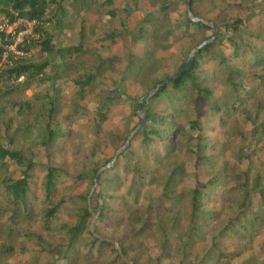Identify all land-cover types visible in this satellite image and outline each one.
<instances>
[{
  "label": "trees",
  "instance_id": "trees-1",
  "mask_svg": "<svg viewBox=\"0 0 264 264\" xmlns=\"http://www.w3.org/2000/svg\"><path fill=\"white\" fill-rule=\"evenodd\" d=\"M147 1L131 34L124 1L0 0V23L35 21L17 43L0 31V264H264V0ZM96 10L107 54L87 40ZM214 32L187 71L151 81L112 162L104 124L133 98L106 74L135 78L156 47L201 36L186 59Z\"/></svg>",
  "mask_w": 264,
  "mask_h": 264
},
{
  "label": "rangeland",
  "instance_id": "rangeland-1",
  "mask_svg": "<svg viewBox=\"0 0 264 264\" xmlns=\"http://www.w3.org/2000/svg\"><path fill=\"white\" fill-rule=\"evenodd\" d=\"M124 1L125 10H129L130 16L125 19L126 28H128L129 32L131 34H134V30L137 26L138 21L142 18L143 14L146 13L149 10H155L151 7L149 2L147 0H140L141 3L139 6H137L134 10H130L129 8L137 2V0H113V2L109 5V7H118L121 5V3ZM128 3V4H127ZM123 5V4H122ZM108 7V8H109ZM184 10V7L182 4H178L176 7V11L172 13V21L175 20L177 17L176 15L178 13H181ZM115 16L111 19V24L118 30L121 29L122 25L120 24V21L122 20V17L119 15L120 11L117 9L115 10ZM101 13L97 12H91L89 15H87L84 18V26L87 29V40L92 43L94 48L98 49V52L100 53H106L107 54V42L105 43L102 39L104 38V28L100 26L101 22L98 19ZM76 26L75 30H79L80 25V16L76 17ZM174 23V22H173ZM159 24V21H157L154 24V27ZM177 24V23H176ZM21 25V24H20ZM19 25V26H20ZM16 26L11 25L6 28V33L11 34L14 37H10V40H13L14 42H20L21 41V35H17V31L15 30ZM21 28L23 26L21 25ZM210 32L207 31L205 36H209ZM131 37V35H129ZM123 36H120L117 43L110 48V52H117L118 57L115 58V66L119 70H123L126 65V58L125 53L123 52L125 48H122L121 40L123 39ZM18 38H20L18 40ZM204 38V37H203ZM77 41V39H75ZM200 40H202L201 36H197L194 38V42L192 43L187 37L175 40V41H169L167 45L164 46H158L155 48V53L152 55L149 59V62L146 63V65L142 68V70L138 73V75L135 78L127 79V80H119L121 75L120 74H110L107 73L105 79L107 82H116L119 83L120 88L124 92L123 98H125L127 95L133 98V104L131 103H122L117 105L116 107L112 108L111 113L108 117L107 122L104 124L105 130L109 133V140L108 144L109 146L106 147L105 153L107 155H112L115 152V155L117 157V153H119L120 148L116 150V148L119 146L120 141L117 140V136L122 135L127 129H130L132 126H134L137 121L138 117H140L144 109H141L139 107V110L137 111V116H131L128 120H126V117L131 114V110L136 103V100L142 99L144 96H146L148 93H150V84L151 81L155 79H161L163 77L173 76L178 71L180 65L185 61V58L181 55V49H184L188 46H192L194 44H197ZM131 51L135 54H139V51L143 50V47L140 43H132L131 44ZM216 50L222 51L224 53H228L229 49L224 47H217ZM123 52V53H122ZM83 53L79 55H75L74 58L77 60H83ZM205 66L209 70H213L215 67V63L213 61H207L205 63ZM100 72L105 73L103 69H100ZM211 78L208 80V83H210L213 79V76H210ZM34 88L32 90H28V94H31L33 92ZM40 90L39 88L35 89L34 91ZM93 94H90L87 96L88 99H91L93 97ZM210 136H212L210 134ZM103 146V145H102ZM101 146V149H102ZM40 160L42 159V151H37ZM116 160V158H115ZM114 160V162H115ZM193 179L186 178L181 187L183 188L185 185H192ZM264 234H262L259 238L260 241H263ZM149 245L155 249L153 246V241H148ZM26 257H20L18 255L13 256L9 261L8 264H25ZM56 264H64L63 262H58Z\"/></svg>",
  "mask_w": 264,
  "mask_h": 264
},
{
  "label": "water",
  "instance_id": "water-1",
  "mask_svg": "<svg viewBox=\"0 0 264 264\" xmlns=\"http://www.w3.org/2000/svg\"><path fill=\"white\" fill-rule=\"evenodd\" d=\"M189 12V10H188ZM190 14V12H189ZM192 20L196 21L197 19L192 17ZM213 28L214 25H213ZM215 35V32L213 33V36L210 38V39H207L203 42H201L200 44H198L197 46H195L188 54L187 58L185 59V61L183 62L179 72L176 74V76L174 78H171V79H168L167 82H170L172 79H175V78H178L182 73H184L185 71H187L190 66L192 65L193 63V58H194V55L196 53V51L201 48L203 45L207 44L209 41H211L213 39ZM152 92L148 93L147 95H150ZM141 105V99L138 101L137 105L135 106V110L138 111L139 110V107ZM145 121V112H143V114L141 115V119H140V122L138 124V126L135 128V129H138L142 124L143 122ZM116 156L113 157V160L112 162H114ZM112 162L108 163L107 167L111 166Z\"/></svg>",
  "mask_w": 264,
  "mask_h": 264
},
{
  "label": "built area",
  "instance_id": "built-area-1",
  "mask_svg": "<svg viewBox=\"0 0 264 264\" xmlns=\"http://www.w3.org/2000/svg\"><path fill=\"white\" fill-rule=\"evenodd\" d=\"M35 23V21H27V20H19L17 23H15V24H7L6 22H4V23H0V31H6V28L8 27V26H11V25H18V24H21L22 26H23V30H21L20 32H18V36L19 35H24V34H28V33H30V31H31V27H32V25ZM20 36V37H21ZM20 38H18V40H19ZM14 43H17V42H14ZM12 48H13V46H12ZM17 53H21V52H19V51H17Z\"/></svg>",
  "mask_w": 264,
  "mask_h": 264
}]
</instances>
